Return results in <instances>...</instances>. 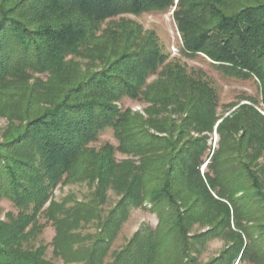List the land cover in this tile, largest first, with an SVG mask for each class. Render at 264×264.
I'll return each instance as SVG.
<instances>
[{"label": "trees", "instance_id": "trees-1", "mask_svg": "<svg viewBox=\"0 0 264 264\" xmlns=\"http://www.w3.org/2000/svg\"><path fill=\"white\" fill-rule=\"evenodd\" d=\"M174 1L0 0V115L8 119L0 202L16 210L4 218L0 210V264H58L45 257L46 245L31 243L40 215L55 226L53 252L64 264H188L194 244L213 238L223 247L202 264H264L257 101L218 113L201 71L167 61L153 31L112 20L174 5L183 55L254 78L264 111V0ZM123 96L148 103L146 116L119 106ZM105 130L117 145L95 147ZM116 152L131 158L117 161ZM74 181L92 189L89 201L53 199L58 184ZM109 189L118 200L103 216ZM146 205L157 224L107 259L130 209ZM93 220L98 229L84 243L78 230Z\"/></svg>", "mask_w": 264, "mask_h": 264}, {"label": "rangeland", "instance_id": "rangeland-1", "mask_svg": "<svg viewBox=\"0 0 264 264\" xmlns=\"http://www.w3.org/2000/svg\"><path fill=\"white\" fill-rule=\"evenodd\" d=\"M176 0L174 1V3ZM174 5L164 10H151L141 14L135 15L131 13H119L112 18L113 21L119 22V20L130 21L137 26L143 33L153 31L157 37V42L163 53L167 54V61H177L181 65H184L188 71H201L204 77L214 87L217 99H218V113H222L229 109L232 110L234 104L247 102V99H254L257 101L256 107L260 112V89L258 82L254 78H237L230 75H225L219 71L215 65L203 55L185 56L181 52L182 38L177 28L176 21L174 19ZM156 78V74H152L147 78V81H153ZM121 107H130L133 111H138L143 116H146L144 109L149 104L141 100L129 99L123 96L118 102ZM8 124V119L0 115V139L1 134L4 132ZM217 135L212 133V138L208 140V145L213 148L216 146ZM105 142L117 145V141L113 137L112 130H105L98 136L96 142L93 143L95 147H99ZM117 161L123 159H129L130 156L123 155L119 152L115 153ZM135 160V159H134ZM264 163V157L261 159ZM203 168L201 167V170ZM91 188L85 181H74L58 184L54 190L53 199L60 202L64 199L67 201V205L70 206L75 202L89 201L91 198ZM118 196L113 190L107 191L106 202L102 205V215L105 216L110 207L117 202ZM1 218L5 217V213H16L15 208L8 200H2L0 202ZM39 231L36 236L31 239V243L36 247L40 244L46 245L45 257L58 264H64L63 259L54 255L52 240L56 234L55 226L48 221L44 216L38 218ZM157 224V212L150 208L149 205L143 207H133L130 209L126 220L121 224L119 231L114 237L109 247V255L114 250H118L123 246L127 240L134 234L136 230L142 228L144 225L154 227ZM96 221L89 223H83L78 230L81 236L86 242L89 243V238L94 237L96 233ZM198 226H194L192 233L199 232ZM223 247V241L219 238L205 239L201 243H195L190 251V255L195 257L193 263L188 264H202L209 258L216 256ZM238 264H254L250 260L240 261Z\"/></svg>", "mask_w": 264, "mask_h": 264}, {"label": "built area", "instance_id": "built-area-1", "mask_svg": "<svg viewBox=\"0 0 264 264\" xmlns=\"http://www.w3.org/2000/svg\"><path fill=\"white\" fill-rule=\"evenodd\" d=\"M262 113H264V111H262Z\"/></svg>", "mask_w": 264, "mask_h": 264}]
</instances>
